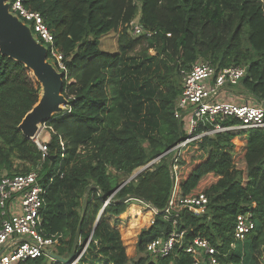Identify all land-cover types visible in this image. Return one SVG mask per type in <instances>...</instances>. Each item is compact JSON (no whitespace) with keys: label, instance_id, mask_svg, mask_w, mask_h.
Here are the masks:
<instances>
[{"label":"trees","instance_id":"1","mask_svg":"<svg viewBox=\"0 0 264 264\" xmlns=\"http://www.w3.org/2000/svg\"><path fill=\"white\" fill-rule=\"evenodd\" d=\"M22 1L41 14L62 54L65 69L59 71L67 104L44 123L50 139L42 158L34 141L18 129L37 104L41 87L23 64L0 53V179L38 173L45 191L41 229L46 236L61 237L59 253L71 252L80 225L79 240L83 244L91 238V249L94 241L99 243L109 264H192L184 248L196 237L218 250L220 264H260L264 130L224 132L192 142L120 186L179 143L173 113L182 91L181 72L197 62L217 72L246 65L245 76L232 87L235 95L254 104L264 101V0ZM135 19L145 31L137 37L129 31ZM110 32L119 33L116 53L100 49L101 37ZM135 52L144 72L155 65L141 80L149 102L144 126L142 106L133 95L127 99L121 76ZM134 87L130 81L127 92ZM129 100L136 101V110ZM152 130L155 134L149 135ZM201 194L208 199L205 213L178 210L180 201ZM170 202L176 218L163 212ZM243 213L251 214L255 229L230 250L235 219ZM125 214L135 222L150 220L138 233L131 258L119 230ZM173 232H183V238L167 257L146 252L149 242ZM45 261L40 257L26 264Z\"/></svg>","mask_w":264,"mask_h":264},{"label":"built area","instance_id":"2","mask_svg":"<svg viewBox=\"0 0 264 264\" xmlns=\"http://www.w3.org/2000/svg\"><path fill=\"white\" fill-rule=\"evenodd\" d=\"M4 4L8 13L26 26L34 40L46 49L47 59L58 70H64L62 54L55 48L53 35L41 14L26 8L22 0H6ZM129 31L133 37L145 32L135 22H131ZM246 70L247 66L241 65L217 72L210 64L197 62L189 71L181 72L182 91L173 113L180 125L181 139L173 151L219 133L264 130L262 102L254 104L244 97L241 100L228 90L238 85ZM33 141L44 158L47 155L45 143H39L37 137ZM44 193L35 171L0 179V264H26L40 257L54 260L49 254H55L52 248L58 246L61 237L46 236L41 229ZM207 203V197L201 194L180 201L178 210L187 209L199 216L205 213ZM172 210L175 209L170 202L163 212L176 218L177 214L171 215ZM153 212L157 213L155 209ZM254 229L255 223L250 213L238 214L229 249L234 250L237 243H242ZM182 238L183 232H173L168 238H157L146 245V252L152 258L167 257L177 244H181ZM184 252L191 256L192 264H220L218 250L202 237L194 238L185 246Z\"/></svg>","mask_w":264,"mask_h":264},{"label":"water","instance_id":"3","mask_svg":"<svg viewBox=\"0 0 264 264\" xmlns=\"http://www.w3.org/2000/svg\"><path fill=\"white\" fill-rule=\"evenodd\" d=\"M5 1L0 0V53L23 64L26 69L32 72L36 78V82L41 87L37 104L25 115L18 126L22 135L33 141L38 135L40 124H44L54 114L61 112L64 105L67 104V100L62 94L64 88L63 79L65 77L62 72L57 73L48 64L46 49L34 40L30 30L26 26L8 13L7 5L4 4ZM261 105L264 108V101ZM172 150L163 153L157 159L148 163L144 166L143 170L156 163L161 157ZM141 172L142 170L136 176ZM129 181L123 182L120 187ZM79 227L76 231L72 251L68 259H61L55 254L49 255L60 262L70 263L73 251L79 241Z\"/></svg>","mask_w":264,"mask_h":264},{"label":"rangeland","instance_id":"4","mask_svg":"<svg viewBox=\"0 0 264 264\" xmlns=\"http://www.w3.org/2000/svg\"><path fill=\"white\" fill-rule=\"evenodd\" d=\"M135 23H138L137 19H135L134 21ZM118 32H110L109 34L102 36L100 39V49L102 51H106V52H110V53H116L118 52V48H117V38H118ZM131 35V33H130ZM132 36V35H131ZM139 52V51H137ZM137 52L132 53L131 56H129V58H133L134 60H126L127 63L124 64V66L122 67L123 69V74H121V76H123L122 81H125V85H126V91H124V94L126 95L127 99L129 96H135L136 101H138V103L142 106L141 110L139 112V120L142 121V125L144 126L145 124V114L147 112V105H148V101L146 100V98L143 96V93L145 91L144 87H141V80L143 79L144 76H146L148 73L153 72L155 65L153 64L151 67H149V69L144 72L142 67H139L141 63V59L138 58V56L136 55ZM148 53L151 56L155 55V51L153 50H149ZM48 64H50L57 73H61L57 68L56 65L49 59H47ZM30 76L36 81V78L33 76L32 72L29 71ZM130 81H134L135 82V87L133 89L132 92H127V87ZM230 91V93L235 94L236 90L234 88H230L228 89ZM136 101H131L130 102V106L131 107H135L136 110ZM66 105H64L63 109H65ZM62 109V110H63ZM149 135L151 134H155L154 130L150 131L148 133ZM50 139V130L49 128L44 125V124H40L39 126V132H38V136H37V140L39 143H47ZM172 156L174 155L173 153L171 154ZM17 163V162H16ZM143 167H140L138 169H136L135 171H133V173L125 178V181L133 180L136 177V174L140 172V170H142V172H144L145 170L149 169L146 168L144 169ZM141 172V173H142ZM133 177V178H132ZM142 214L143 213H147L146 209H142L141 210ZM143 214V215H145ZM120 224H119V230H120V234L123 240V243L127 246V252H128V256L134 257L136 255V251H135V244L137 241V235L140 232V230L143 227H147L150 220L149 221H145V222H135L133 218H131V216H129L128 214H125L124 216L120 217ZM91 241V238L88 239V241L86 243H83L79 240L77 246L75 247V250L73 251V256L71 259L70 263H63L58 261L57 259H46L45 264H109V259L106 258L104 252H102V250L100 249V244L97 243L96 241L93 242V244L95 245V247L93 249L88 248L89 243ZM58 247H60V243L58 244V246L56 248H52V251L55 253V255H57L59 258L61 259H68L71 252L67 255V252L64 253V255H61L59 253V249ZM72 251V250H71ZM58 253V254H57ZM259 256V262L260 264H264V250L261 251ZM55 260H57V262H55Z\"/></svg>","mask_w":264,"mask_h":264}]
</instances>
